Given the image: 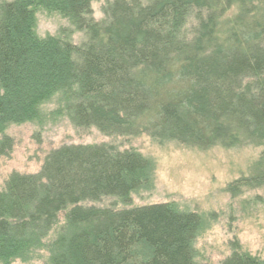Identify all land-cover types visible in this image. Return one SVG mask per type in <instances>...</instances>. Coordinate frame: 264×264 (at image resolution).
Here are the masks:
<instances>
[{"label":"trees","instance_id":"obj_1","mask_svg":"<svg viewBox=\"0 0 264 264\" xmlns=\"http://www.w3.org/2000/svg\"><path fill=\"white\" fill-rule=\"evenodd\" d=\"M0 1V156L10 123L37 120L54 96L78 129L142 133L209 148H264V0ZM69 22L38 37L36 9ZM232 8L236 13L224 18ZM75 31L85 39L73 42ZM149 161L134 149L64 145L39 172L12 173L0 190V263L35 250L58 224L46 264H207L196 260V212L169 203L114 209L144 187ZM264 186V150L228 190ZM222 264H264L239 246Z\"/></svg>","mask_w":264,"mask_h":264},{"label":"rangeland","instance_id":"obj_2","mask_svg":"<svg viewBox=\"0 0 264 264\" xmlns=\"http://www.w3.org/2000/svg\"><path fill=\"white\" fill-rule=\"evenodd\" d=\"M106 2H92L97 21L104 17ZM235 13L232 8L224 18ZM65 28H69V22L59 13L36 9L38 37L56 36ZM84 39L79 31L72 36L78 44ZM58 98L54 96L40 107L37 120L10 123L4 130L3 136L11 138L13 146L0 156V190L14 172H39L46 156L64 145L105 144L119 150L134 149L149 161L144 187L131 193L129 201L106 197L85 206L124 209L169 203L179 210L196 212L202 218L195 242L198 262L222 264L237 246L264 260V186L228 190L231 183L250 174L263 147L245 142L234 147L216 144L205 149L174 140H158L146 133L123 137L105 135L95 127L78 129L65 113L60 114ZM64 215L61 213L58 224L41 245L9 264H46L52 242L64 225Z\"/></svg>","mask_w":264,"mask_h":264}]
</instances>
